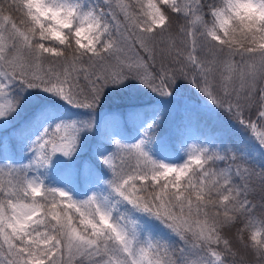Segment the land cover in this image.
<instances>
[{"label": "snow or ice", "instance_id": "snow-or-ice-1", "mask_svg": "<svg viewBox=\"0 0 264 264\" xmlns=\"http://www.w3.org/2000/svg\"><path fill=\"white\" fill-rule=\"evenodd\" d=\"M129 78L162 96L187 80L245 135L192 143L176 165L146 150L147 130L117 139L100 157L110 176L78 199L40 169L93 124L44 127L39 108L11 144L40 125L32 160L0 163V264H245L241 250L264 264V168L248 159L264 158V0H0V121L18 113V87L93 108Z\"/></svg>", "mask_w": 264, "mask_h": 264}, {"label": "trees", "instance_id": "trees-1", "mask_svg": "<svg viewBox=\"0 0 264 264\" xmlns=\"http://www.w3.org/2000/svg\"><path fill=\"white\" fill-rule=\"evenodd\" d=\"M91 2L94 3L96 0H91ZM180 85L185 86L189 91L186 93L182 92V94L173 92L171 96H168L170 101H167V98L159 102L156 99H150L148 102L114 105L113 109L109 110L110 117H103L101 122L97 119V124L94 128L81 133L79 146L73 156L64 157L57 154L50 166L46 169H40V173L45 178L46 183L64 179L73 188L75 195H77L76 191H79L87 196L90 192L88 182L91 175H94L95 179L99 178L95 164L100 157L97 158L96 153L100 149L108 148L113 143V133L109 131V125H115L122 137H133L135 134L133 127L144 134L147 130L150 137L147 144L156 151V155H152L154 159H158V156L162 154L168 157L176 152L179 155L183 154L186 151L184 150L185 141L188 138L191 141L197 140L199 143L215 142L228 148L234 147L235 141L243 138L245 135L243 129L228 113L207 100L189 81L184 80L180 82ZM20 96L23 97L22 95ZM172 98L174 99L172 100ZM21 101H25L24 98ZM104 106L105 103L98 102L91 109H102ZM30 107L19 109L14 119L9 118V122H0V163L13 164V162H20L25 153L24 143L41 126L34 125L28 128L25 132V142L16 147H11L15 130L24 125L33 116V113L41 107H46L50 110L46 127L49 125L54 126L60 121L89 120V113L86 112L85 108L68 105L56 96L43 97L40 99L39 104L31 105ZM90 121L92 122L91 119ZM139 122L141 124L138 126ZM92 129L97 130L99 133L90 137ZM222 129L229 131L230 138L221 136ZM102 136H104V139L101 138ZM143 138L145 137L143 136ZM90 145L103 146V148H98L97 151L95 150L91 154L90 149L87 150L88 147H91ZM82 148H85V151L80 152ZM87 157L90 160L91 175L85 178L83 174L85 169L83 158ZM248 159L258 169L264 168V158L257 156L255 159L252 157ZM77 160L79 161L77 165L79 164L80 166L76 169L74 162ZM105 171L108 172L106 169ZM240 257L245 264H251L252 258L247 252L241 250Z\"/></svg>", "mask_w": 264, "mask_h": 264}, {"label": "rangeland", "instance_id": "rangeland-1", "mask_svg": "<svg viewBox=\"0 0 264 264\" xmlns=\"http://www.w3.org/2000/svg\"><path fill=\"white\" fill-rule=\"evenodd\" d=\"M184 79H180L177 81V83L174 85L176 87L173 88V92L176 94H182V92H188L189 90H187L185 88V86L180 85V82H183ZM180 85V86H179ZM19 89V90H18ZM17 93L19 95H22L25 101H21V107L20 109H27L29 108L31 105H36L39 104L40 99H42L43 97H50L49 93H46L42 90H38V89H30L27 91H21L20 88H17ZM52 96V95H51ZM167 98V99H166ZM150 99H156L159 101L166 99L167 101H170V98H168V96H162L157 92L152 91L150 88L146 87L143 83H141L139 80L134 79V78H129L128 80L124 81L121 84L118 85H109L105 88V90L103 91L100 99L98 102H103L105 103L104 108L102 109H91V108H85L86 112L89 113V120H92L93 123V127L94 128L97 124V119L99 120V122L102 121L103 117H110L109 116V110L113 109L114 105L117 104H124L127 105L128 103L132 104V103H138V102H148ZM174 98H172L173 100ZM97 102V103H98ZM31 108V107H30ZM2 122V121H0ZM141 124V122L138 123V126ZM44 127H46V124L43 125ZM42 130V128L40 127L39 130L35 131L33 133V136L31 138H29L25 143V153L23 154L22 158L20 159V162H13V165L15 166H21V165H25L28 164L29 161L32 160L33 158V153L30 151V147H31V142L32 140L35 139V135L39 134V131ZM109 131H111L113 133V143L110 144L108 146V148H104L103 150L100 149V151H98L97 154V158L101 157V155H107L110 154L112 152H114L116 150V145L114 143L115 140H120L122 143L126 144V145H130V144H134L139 142L141 139H144V133L142 131H140L139 129L133 127V131H135V134L133 137H122V135L120 134V132H118L117 128L115 125H109ZM99 132H97V130L92 129L91 130V136L97 135ZM102 139H104V136L101 137ZM192 143H199L197 140H193L191 141L189 138L186 139L185 141V149H187V147L192 144ZM91 147H88L87 150L90 149V153L92 154L93 151H97L98 148H103V146H98V145H90ZM98 146V147H97ZM146 150L149 151V153L151 155H156V151L153 150L152 147H150L148 144L145 145ZM86 150V151H87ZM81 151H85V148H82L80 150ZM6 152H7V147H6ZM127 153L124 152L123 150H121L118 153V156H123L125 158H127ZM179 156V157H176ZM186 158V151L179 155V153H172L169 157L165 156L164 154L159 155L158 156V161L161 162H165V163H169V164H181L183 163V161ZM76 163V164H75ZM77 163H79V161H75L74 165L76 167V169L80 166L79 164L77 165ZM83 165L84 166H88V168L90 169L91 165H90V160L87 158H83ZM96 169H97V173L99 175V178H107L108 176H110L109 171L106 172V170H108L103 163L101 162V159L99 158L96 161ZM104 168V169H103ZM55 177V176H54ZM98 179H95L94 175H91V178L88 182L89 186H90V191L93 190L94 188L97 187L98 185ZM53 179V177H52ZM50 186L53 187H60V188H66L67 190H69L70 192H72L74 194V196L78 199H82L85 197L84 193L82 192H77L76 194L74 193V190L72 187H70L68 185V183L66 182V180L64 179H58L55 182H50L48 183ZM90 193V192H89Z\"/></svg>", "mask_w": 264, "mask_h": 264}, {"label": "clouds", "instance_id": "clouds-1", "mask_svg": "<svg viewBox=\"0 0 264 264\" xmlns=\"http://www.w3.org/2000/svg\"><path fill=\"white\" fill-rule=\"evenodd\" d=\"M245 11H250V10L245 9Z\"/></svg>", "mask_w": 264, "mask_h": 264}]
</instances>
